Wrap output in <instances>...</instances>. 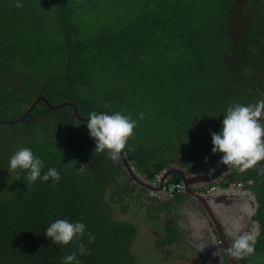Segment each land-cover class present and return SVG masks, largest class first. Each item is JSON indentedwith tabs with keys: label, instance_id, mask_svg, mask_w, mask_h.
Segmentation results:
<instances>
[{
	"label": "trees",
	"instance_id": "1",
	"mask_svg": "<svg viewBox=\"0 0 264 264\" xmlns=\"http://www.w3.org/2000/svg\"><path fill=\"white\" fill-rule=\"evenodd\" d=\"M4 1L0 119L20 118L39 95L53 104L71 101L83 117L121 112L132 118L152 110L169 118L177 108L167 146L133 134L124 149L137 173L149 180L175 166L202 171L218 165L222 154L212 153L211 134L220 131L223 112L264 100V0H48L61 40L47 74L43 67L28 69L34 42L26 22L5 16ZM193 128L197 132L191 133ZM20 147L31 148L59 171L55 187L51 180L28 181L23 171L19 179L16 173L10 177V157ZM95 147L87 122L71 106L52 109L41 100L22 121L0 124V264H63L73 252L81 264H140L132 252L137 227L115 217V205L125 213L124 196L139 183L121 157L112 160L107 150ZM263 163L244 173L225 169L226 178L218 182L227 187L229 180L252 181L262 193L256 194L261 232L247 264H264ZM171 173L172 182L181 181V173ZM56 219L83 220L95 236L92 243L87 234L82 238L86 255H79L78 243L60 246L46 235ZM174 232H167L170 241Z\"/></svg>",
	"mask_w": 264,
	"mask_h": 264
},
{
	"label": "clouds",
	"instance_id": "2",
	"mask_svg": "<svg viewBox=\"0 0 264 264\" xmlns=\"http://www.w3.org/2000/svg\"><path fill=\"white\" fill-rule=\"evenodd\" d=\"M16 7H23V0H16ZM223 114L220 131L211 134L212 153L222 154L218 164L227 165L226 169L233 170L235 168L236 171L244 173L264 160V119H262L264 117V100L255 105L237 103L229 106ZM88 117L90 119L87 121V127L96 144L94 151L104 152L107 150L109 157L112 160H117L121 156L122 150L125 149L129 138L133 136L139 121L144 119V113H139L138 119H132L131 116L121 112L111 114L92 112ZM205 159L207 161L208 158ZM45 168L47 171H44ZM7 170L10 177L16 173V179L21 178L20 171L26 172V179L33 183L37 180L43 182L51 180L53 182L52 187H55V184L61 179L59 171L55 167L47 166L45 160L29 147H20L13 153ZM215 170L214 167L210 168L208 175L212 176ZM259 174L264 175V168L259 169ZM140 177L149 183L146 176ZM241 183V186L229 184L227 187L222 186L221 189H242L245 186L243 189L251 190L246 188L245 182ZM45 232L54 244L64 246L69 243H78L80 256L88 253V248L82 238L87 234L88 243L95 240L94 234L87 231V226L83 220L56 219L49 224ZM256 240L257 233L255 231L237 229V234L228 247L229 255L239 260L254 254ZM219 242L223 244V241ZM63 264H81V261L78 259L77 253L73 252L63 258Z\"/></svg>",
	"mask_w": 264,
	"mask_h": 264
},
{
	"label": "rangeland",
	"instance_id": "3",
	"mask_svg": "<svg viewBox=\"0 0 264 264\" xmlns=\"http://www.w3.org/2000/svg\"><path fill=\"white\" fill-rule=\"evenodd\" d=\"M4 6L7 7L6 12L8 14L5 16L13 18L14 22L21 20L27 23L28 30L26 34L28 35V39L34 42V50L36 52L32 60H27V63L31 67V69H28L34 73L38 68L42 69L43 67L44 74H47V71L52 70L57 61L55 47L58 46L61 40L54 3L48 0H23V7L18 8L16 7V0H5ZM27 55H30L29 52H27ZM177 111V108L173 110L172 115L174 116H170L169 118L159 117L156 114L157 112L152 110L135 112L132 119H138V115L141 112L144 113V119L139 121L134 129V134H138L136 137L139 136L138 138L146 143L153 142L156 146L159 144L161 148L167 146L169 141L174 137L172 129L177 126L175 122L177 120ZM189 130L191 133L197 132L196 128ZM7 131L10 132V129L5 130L4 136H6ZM124 181L125 179L121 177L120 183L124 184ZM245 185L254 194L258 196L262 195L250 183ZM126 189L124 187L123 190ZM127 191H129L130 195L124 196L122 204L123 210L126 209V211L122 213V216L117 210L119 207L115 205V217L117 219L125 217V219L133 222L137 227L132 244V252L140 264H205L200 257H194L196 256L195 251L193 253L185 251V253L179 248L175 251L173 250L174 254L170 250L173 254L171 255L168 251L170 240L168 239L169 233H167L170 223H167L161 211L155 212L149 209L145 203L141 202V199L145 202L148 201V203H152L153 201L148 199V193L139 189V186L134 187V190L129 189ZM161 239H165V245H163L164 243L161 242ZM179 253H183L184 255L180 254L176 257L175 255Z\"/></svg>",
	"mask_w": 264,
	"mask_h": 264
},
{
	"label": "crops",
	"instance_id": "4",
	"mask_svg": "<svg viewBox=\"0 0 264 264\" xmlns=\"http://www.w3.org/2000/svg\"><path fill=\"white\" fill-rule=\"evenodd\" d=\"M181 166H175L176 168L169 170L170 174L173 170L182 172L186 176H199L206 174L211 168V165H208V170L206 166V169L201 171L189 168L187 165ZM226 176V172H222L217 180L199 181L193 184V190L203 194L202 199H197L184 192L173 201L156 202V198L151 195V190L147 188L148 191H143V186L139 184V189L147 192L148 197L154 198L153 200L151 197L152 203L145 202L143 199L141 202L153 211L158 208L162 212L167 223H170L169 229L175 231L172 236H175V241L181 251L188 252V250L193 249L196 254L195 257H205V259L209 256L211 258L212 256L221 257L220 249L222 245L225 247L223 239L229 243L231 242L230 239L234 240V236L237 234V230L233 231L234 227L245 231L248 228L247 221L256 211V206L251 204V201L255 200L256 197L252 191L248 192L243 188L233 189L234 192L221 189L222 186L218 182ZM213 185H217L216 190L212 188ZM228 193H233V196ZM218 236L223 240V244L218 243ZM205 259L202 260L206 263Z\"/></svg>",
	"mask_w": 264,
	"mask_h": 264
},
{
	"label": "water",
	"instance_id": "5",
	"mask_svg": "<svg viewBox=\"0 0 264 264\" xmlns=\"http://www.w3.org/2000/svg\"><path fill=\"white\" fill-rule=\"evenodd\" d=\"M44 101L50 108L52 109H62L63 107L65 106H71L74 110V113L76 115V117L79 119V120H82L84 122H87L90 117H83L80 115L79 113V109L78 107L76 106L75 103L71 102V101H66V102H62L60 104H53L51 103L47 98L46 96L44 95H39L35 100L34 102L32 103V105L29 107V109L27 110V112L21 116L20 118L16 119V120H13V121H5V120H0V124L3 123V124H9V123H17V122H20L22 121L23 119H25L32 111L33 109L35 108V106L38 104V102L40 101ZM263 118V117H262ZM121 159L123 161V164L125 165L127 171L131 174V176L134 178V181H136L137 183H139L140 185H142L143 187H146V188H149V189H154L148 182H145L142 180V178L140 177V175L137 173V171L135 169H133L132 165L129 163L127 157H126V154H125V151L122 150V154H121ZM228 166L227 165H224V164H218L216 165L214 168L216 169L215 170V173L212 175V176H209L208 175V172L204 175H199V176H193V175H188L186 176V174L182 173V172H179L181 173V176H182V180L185 182V185H186V189H185V193H188V194H191L192 196L196 197L197 199H202L203 198V194L201 193H198V191H195L193 190L192 188V185L195 184L196 182H201V181H214V180H217L220 178L221 176V173L225 172V169L227 168ZM173 172V170L171 171ZM170 174V172L168 173ZM240 189V188H238ZM226 190H230L231 192H234L235 190L233 189H226ZM245 191H248L250 192L251 190H248V189H244ZM228 194H232L230 196H233V193H228ZM257 198L255 197V200H252L251 201V204L254 205L255 203H257ZM215 220V219H214ZM237 230L236 227L233 228V231ZM224 244H225V248L227 249L228 251V247H229V243L227 241H225L224 239Z\"/></svg>",
	"mask_w": 264,
	"mask_h": 264
},
{
	"label": "flooded vegetation",
	"instance_id": "6",
	"mask_svg": "<svg viewBox=\"0 0 264 264\" xmlns=\"http://www.w3.org/2000/svg\"><path fill=\"white\" fill-rule=\"evenodd\" d=\"M199 188V187H198ZM242 188H245V186H243ZM233 189V188H232ZM156 202H165V201H172V199H163V200H155ZM255 206H256V211H255V213L251 216V218L247 221V229H245V231H255L256 233H257V239H258V236H259V234H260V232H261V228H260V222L256 219V212H257V209H258V203H255L254 204ZM242 231H243V229H242ZM218 235H220L219 233H217ZM235 237V236H234ZM218 238H219V241H223L222 239H220V237L218 236ZM173 239H175V238H173ZM171 240L170 241V243H169V245H168V247H169V249H168V251H169V253L171 254V255H173L174 254V251L176 250V249H179L178 247V243L175 241V240ZM170 240V239H169ZM230 243L229 244H231L232 242H233V239H230ZM257 241V240H256ZM161 242H163L164 244L163 245H165V239H161ZM181 244V243H180ZM170 250L171 251H173V254L170 252ZM194 250L193 249H191L190 251H188V253H192ZM182 252H184V251H182ZM220 252L222 253V256L221 257H216V256H212V258H211V256H209V257H207L206 259H205V257L203 258V257H200L201 259H205V261H206V263L205 264H247V263H249V260H248V258L252 255H248V256H245V257H243L242 259H239V260H236V259H234V258H232L230 255H229V253H228V251H227V249L222 245V247H221V249H220ZM184 255L183 253H179V254H177V255H175L176 257L177 256H179V255ZM195 257V256H194ZM192 259H193V257H192ZM195 262V261H194ZM196 263V262H195Z\"/></svg>",
	"mask_w": 264,
	"mask_h": 264
},
{
	"label": "built area",
	"instance_id": "7",
	"mask_svg": "<svg viewBox=\"0 0 264 264\" xmlns=\"http://www.w3.org/2000/svg\"><path fill=\"white\" fill-rule=\"evenodd\" d=\"M135 169V166H133ZM168 171H164L162 174H157L153 179L149 180L151 186H153V190H151V194L156 200L163 199H172L177 194L184 193L186 189L185 182L181 179L179 182L171 181V174H168ZM231 186H241V182H234L229 180ZM212 188L215 190L217 185H213Z\"/></svg>",
	"mask_w": 264,
	"mask_h": 264
}]
</instances>
